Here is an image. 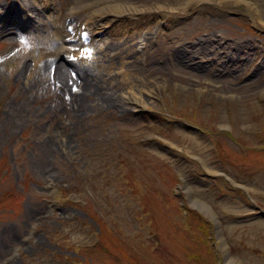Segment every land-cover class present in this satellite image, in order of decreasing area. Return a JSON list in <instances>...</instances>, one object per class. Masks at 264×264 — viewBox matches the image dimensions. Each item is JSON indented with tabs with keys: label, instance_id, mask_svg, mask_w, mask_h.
<instances>
[{
	"label": "rangeland",
	"instance_id": "obj_1",
	"mask_svg": "<svg viewBox=\"0 0 264 264\" xmlns=\"http://www.w3.org/2000/svg\"><path fill=\"white\" fill-rule=\"evenodd\" d=\"M105 1L0 0V264H264V0Z\"/></svg>",
	"mask_w": 264,
	"mask_h": 264
},
{
	"label": "bare ground",
	"instance_id": "obj_2",
	"mask_svg": "<svg viewBox=\"0 0 264 264\" xmlns=\"http://www.w3.org/2000/svg\"><path fill=\"white\" fill-rule=\"evenodd\" d=\"M139 10H141V8L132 5L128 1L107 0L105 1L103 5L98 6L97 8L93 10L91 15H89V17L85 21L84 26L86 28H89L94 35L101 34L115 22L128 18L136 12H140ZM143 10L145 9L143 8ZM261 20H264V19L261 17ZM37 23L38 22L34 24L36 25ZM38 24L39 25H36L37 28L49 29L52 27L47 21H44L43 24H40V23ZM61 32L63 33L62 30ZM67 36L68 35L63 34V38L66 37L67 39L68 38ZM246 52H249V50ZM56 70L60 75H62L65 81L66 79L70 78L73 80L79 79L80 82H84V84L87 82H91L93 84L94 82H97V77L92 75L91 73L89 74L87 71L85 72L84 70H81L78 72L77 70L74 71L73 68L67 67L66 60H65V63L64 62L58 63ZM82 105L83 104H81V107ZM194 202H195V205L200 206V208L202 209H204L205 206L207 207L205 201H203L202 199L195 198Z\"/></svg>",
	"mask_w": 264,
	"mask_h": 264
}]
</instances>
